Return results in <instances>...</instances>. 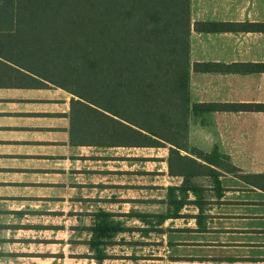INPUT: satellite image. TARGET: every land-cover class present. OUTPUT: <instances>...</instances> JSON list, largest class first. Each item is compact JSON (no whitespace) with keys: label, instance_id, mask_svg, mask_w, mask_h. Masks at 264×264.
Listing matches in <instances>:
<instances>
[{"label":"crops","instance_id":"obj_1","mask_svg":"<svg viewBox=\"0 0 264 264\" xmlns=\"http://www.w3.org/2000/svg\"><path fill=\"white\" fill-rule=\"evenodd\" d=\"M190 20L191 102L221 108L190 117L187 152L217 148L240 171L184 194L173 147L128 120L141 114H76V96L0 51V264H264V0H191ZM99 213L120 231L96 249Z\"/></svg>","mask_w":264,"mask_h":264},{"label":"trees","instance_id":"obj_2","mask_svg":"<svg viewBox=\"0 0 264 264\" xmlns=\"http://www.w3.org/2000/svg\"><path fill=\"white\" fill-rule=\"evenodd\" d=\"M190 1L0 0V51L22 52L17 60L31 62L30 70L76 96V114H141L128 120L173 147L169 172L185 177L180 192L198 195L202 189L193 178L199 176H210L222 189L214 168L240 171L230 157L217 148L187 152L190 117L221 108L191 102ZM218 26L205 30L216 32ZM56 76L68 84L55 82ZM185 150L195 158L182 155ZM175 190H169L174 210ZM96 218L90 245L99 249L120 227L109 222V214Z\"/></svg>","mask_w":264,"mask_h":264},{"label":"rangeland","instance_id":"obj_3","mask_svg":"<svg viewBox=\"0 0 264 264\" xmlns=\"http://www.w3.org/2000/svg\"><path fill=\"white\" fill-rule=\"evenodd\" d=\"M31 62H29V64H30ZM68 80L65 78V77H63V76H61V77H59V76H56L55 77V82H57V83H61V84H68V82H67ZM71 88V87H70ZM71 89H73V88H71Z\"/></svg>","mask_w":264,"mask_h":264}]
</instances>
